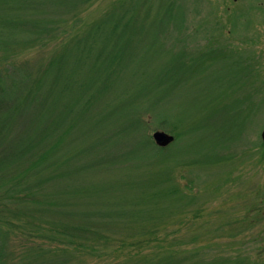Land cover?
<instances>
[{
  "label": "rangeland",
  "instance_id": "1",
  "mask_svg": "<svg viewBox=\"0 0 264 264\" xmlns=\"http://www.w3.org/2000/svg\"><path fill=\"white\" fill-rule=\"evenodd\" d=\"M118 1L93 0L78 10L80 21L75 27L69 22L67 26L60 27V31L55 33L57 36L51 35L43 44H19L11 46L5 53L0 52L1 66H21L35 78L60 49L62 36L65 35L62 28L66 32L71 29L80 34L85 24L100 18L107 8ZM178 1L186 12L185 30L175 33L176 38L170 42L180 52L179 58L187 59L192 54L193 60L187 59L183 70L178 71L174 66L179 64V60L166 50L172 46L169 42L164 46L162 35L167 31L156 35L158 31L152 24L148 33H142L139 40L133 37L128 46L138 43L137 48L128 52L134 57L123 56L125 62L135 59L132 66L116 73L117 65H114L110 76L114 81L124 83L129 92L123 93L124 87L119 91L122 93H116L118 95L115 94L117 89L112 94L107 92L94 109L102 110L104 100L120 104L132 98V89L135 91L138 84L142 88L139 89L143 92L142 98H149L152 97L149 95L150 88L156 89L152 84L156 80L173 81L176 85L170 93L156 89V93L163 96L161 102L165 107L161 102L158 106L167 109L178 107L184 110L183 116H188L187 110L191 111L186 125L196 127L190 147V151L193 148L192 156L217 162L207 166L182 164L175 167L174 180L191 202L157 222V234H143L155 225L152 220L131 224L116 220L105 222L108 219H103V222L83 223L95 236V239L82 240L83 246L65 242L54 232L56 229L60 232L63 229L73 230L72 224L82 223L75 212H72L73 215L67 212L41 213L29 203H18L15 193L1 188L0 241L4 256L11 263L144 264L143 258L152 257L161 249H174L185 258L219 259L228 264L244 259L250 264H264V141L261 138L264 127V0ZM22 3L23 0H0V40L1 36L17 39L22 35L18 17L23 11L32 10L25 9L27 4ZM8 17L14 24L5 21ZM190 61V68L185 71ZM52 77L53 73L49 71L42 84L48 86ZM54 95H37L36 99L29 100V108L18 117L22 124L4 130L3 138L11 141L14 137L25 136L26 130L33 129L35 124L49 130L53 116L52 102L58 96ZM144 117L149 120L147 114ZM1 118L3 121L4 118ZM26 118L27 125L24 124ZM150 123L147 134L153 143L152 133L156 129L173 135L184 129L177 127L172 132ZM244 123L246 130L240 139L226 149L224 159L217 160L222 152L218 142L223 139L226 142L230 135H238ZM206 139L211 147L208 156L200 151ZM48 141L46 139L43 143ZM80 141L81 137L76 138L75 143L80 144ZM97 152L99 150L95 148L94 153ZM78 156L84 159L85 152L78 153ZM78 156L67 164L74 165ZM163 157L168 158L166 153ZM65 167H62L63 171ZM75 174L51 177L48 192L58 200L62 209L82 211L100 201L108 202L111 206H106L113 209V202L120 200L109 190L102 192L98 189L93 196L87 197L81 191L69 189L70 185L76 184L78 190H83L80 181L82 184L91 180L87 188L97 183V180L90 179L96 173L89 170L83 169ZM138 193L134 189L130 196L135 197ZM138 197L143 199L145 195L139 194ZM67 203L72 204L71 207ZM50 233L58 239H52Z\"/></svg>",
  "mask_w": 264,
  "mask_h": 264
},
{
  "label": "trees",
  "instance_id": "2",
  "mask_svg": "<svg viewBox=\"0 0 264 264\" xmlns=\"http://www.w3.org/2000/svg\"><path fill=\"white\" fill-rule=\"evenodd\" d=\"M92 1L23 0L22 4H27L25 9L32 10L23 11L18 17L22 24V35L17 39H5L1 36L0 52L5 53L11 46L19 44H43L45 39L48 41L51 35L60 31L61 26H67L69 22L75 27L80 21L78 10ZM5 21L14 24L9 17ZM152 24H155V30L158 31L156 35L167 31V34L162 35L164 46L167 42L170 43L171 49L166 50L171 52L173 58L179 60V64L174 67L182 71L185 61L193 60V56L189 54L187 59L179 58L180 52L176 51L175 44L170 42L176 38L175 33L185 30L186 12L178 0H119L107 8L100 18L85 24L80 34H75L71 29L66 32V29L62 28L65 35L62 36L60 49L35 78L21 66L8 67L0 64V189L15 193L18 203H29L41 213L67 212L68 215H73L72 212H75V216L82 220V223L72 224L73 230L54 231L59 235V239L61 236L65 242L83 246L82 240L95 239L91 229L83 223H95L97 220L103 222V219H108L105 222L112 223L116 220L131 224L152 220L155 225L143 234H157V222L191 202L174 180L175 167L182 164L207 166L217 162L192 156L193 148L190 151V147L196 127L186 125V120L191 118V111L187 110L188 116H183L184 110L178 107L171 106L167 109L158 106L163 96L160 97L156 89L165 94L170 93L176 85L173 81L166 83L162 79L156 80L152 83L156 89L150 88L149 95L152 97L149 98H142L144 95L138 84L135 91L132 89V98H127L120 104L104 100L102 110H95L98 100L107 92L112 94V91L117 89L115 94H120L122 92L119 91L123 87V93L129 92L124 83L114 81L110 76L112 77V71L115 69L114 65H117L116 73L132 66L135 59L128 60V63L123 60V56L134 57L128 52L137 48L138 43L132 47L128 46L133 37L139 40L142 33H148ZM127 48L129 50L125 51ZM212 49L217 48H210ZM191 63L192 61L186 64L185 71L190 68ZM49 71L53 73V77L46 86L42 82ZM49 94L58 95L52 102L50 133L35 124L33 129L26 130L25 136L14 137L11 141L5 140L2 135L4 130L22 124L23 121H19L18 117L29 108V100L36 99L37 95ZM144 114L149 116V120ZM1 117L4 118L3 121ZM149 122L172 132L177 127L184 129L174 134V140L170 144L159 146L148 138ZM24 124H29L27 118ZM245 128L246 123L240 126L238 135H230L226 142L224 139L218 142L222 152L217 160L225 158L224 152L240 139ZM79 137L80 144L75 143ZM46 139L49 141L43 143ZM95 148L99 150L97 154L94 153ZM210 150V141L206 139L200 151L208 156ZM81 152H85L84 159L78 156ZM164 153L167 154V159L163 157ZM76 155L78 158L75 164L68 165ZM65 165L63 171L62 167ZM83 169L96 173L90 179L97 180V183L87 188L91 181L88 179L89 181L85 180L82 184L80 181L83 190H78L76 184L70 185L69 189L81 191L87 197L93 196L98 189L102 192L112 191L114 196L120 199L116 203L113 202V209L106 206L108 202L100 201L99 204L89 205L90 207H85L82 211L73 208L66 210L59 207L58 200L50 196L48 191L53 175L76 176L75 173ZM134 189L139 193L131 197L130 193ZM139 194L145 197L141 199ZM66 205L71 207L72 204ZM53 236L54 234H51L50 237L58 239ZM1 242L0 264H13L4 256ZM162 250L153 253L155 255L152 257L143 258L144 264H228L219 259L185 258L174 249ZM22 261L25 262V259ZM234 264L250 263L243 259Z\"/></svg>",
  "mask_w": 264,
  "mask_h": 264
},
{
  "label": "water",
  "instance_id": "3",
  "mask_svg": "<svg viewBox=\"0 0 264 264\" xmlns=\"http://www.w3.org/2000/svg\"><path fill=\"white\" fill-rule=\"evenodd\" d=\"M154 142L159 146H166L174 140V135L165 130L156 129L152 133ZM261 138L264 141V127L261 130Z\"/></svg>",
  "mask_w": 264,
  "mask_h": 264
}]
</instances>
